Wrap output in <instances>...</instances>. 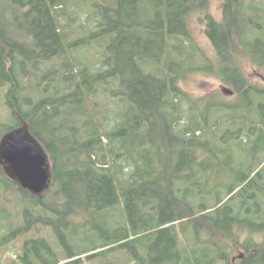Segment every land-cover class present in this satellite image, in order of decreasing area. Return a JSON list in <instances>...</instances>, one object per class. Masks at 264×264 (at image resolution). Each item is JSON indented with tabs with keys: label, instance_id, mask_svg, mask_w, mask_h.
Returning a JSON list of instances; mask_svg holds the SVG:
<instances>
[{
	"label": "trees",
	"instance_id": "1",
	"mask_svg": "<svg viewBox=\"0 0 264 264\" xmlns=\"http://www.w3.org/2000/svg\"><path fill=\"white\" fill-rule=\"evenodd\" d=\"M115 1L0 0V88L10 111L0 119V142L29 129L52 173L50 188L37 196L0 163V212L5 192L24 204L0 248L40 224L53 228L67 253L31 238L11 264L108 262L117 250L138 264H230L221 238L264 231V212L253 206L264 194L254 187L264 159L241 183L209 188L207 179L214 160L227 171L236 166L234 144L256 136L264 144V86L248 81L238 58L242 51L264 71V0H223L222 22L205 17L232 101L198 100L180 85L187 70L212 67V60L197 64L189 23L208 0ZM89 45L95 58L81 51ZM100 94L114 107L97 102ZM251 215L261 221L255 228ZM78 226L98 243L78 246ZM243 249L240 264H264V244L247 241Z\"/></svg>",
	"mask_w": 264,
	"mask_h": 264
},
{
	"label": "rangeland",
	"instance_id": "2",
	"mask_svg": "<svg viewBox=\"0 0 264 264\" xmlns=\"http://www.w3.org/2000/svg\"><path fill=\"white\" fill-rule=\"evenodd\" d=\"M104 1L107 4L109 3L113 4L116 2L115 0H104ZM222 7H223V0H208V5L206 8L207 10L193 14L189 20L191 34L194 37L195 46L199 47V54L196 56L197 64L198 65L204 64L206 61L212 60L211 63L212 71H210L211 68L208 69L199 68L197 70H187V73L180 80V85H182L183 89L187 93H189L192 97L198 100L202 96H208L213 94L217 95L220 100L232 101L235 99L234 92L233 93L228 92L226 89H229V86H227V84L223 83L221 80L220 73L217 69L218 68L217 52L215 46H213L211 40H209L208 35L206 34L205 17L208 14H211L212 16H214V18L217 21L222 22L223 14H224V10L222 9ZM86 13L87 12H85V14ZM85 14L83 15L87 16ZM92 23L90 26H92ZM72 29H74L75 31L81 30L80 25H75L72 27ZM82 30L84 29L82 28ZM70 32H71V36H74V32L72 31ZM95 47H96L95 45H89L84 47L81 51L88 53L89 54L88 57L92 59L93 57L95 58V54L93 52L94 51L93 49ZM238 58H240V65L244 70L246 77L248 78V81L260 86L262 85L264 86V71L262 69L257 68L252 63L251 58L247 57L244 52L241 51ZM6 89L7 88L5 87L0 88V119L6 118L10 112L7 105H5L6 104L5 98L7 92ZM97 102H100V104H103L104 106L109 105L108 108L114 107V101L105 94L102 95L100 94L97 97ZM118 106L116 107V111H124V108H122L120 105ZM201 110H206V109L205 107H203L201 108ZM242 112L244 111L242 110ZM107 115H111L113 117L112 113L111 114L108 113ZM260 142L261 141L258 140V137L256 136L254 137L251 143L247 144L246 142H244L243 144H240V146L237 144L233 145L234 147L232 149L233 150L232 156L235 158L234 165L236 166L231 168L232 172L230 170L227 171L225 168L222 167V165L218 164L217 160H214L216 169L214 170L215 172L210 174L207 179L208 187L214 188L218 183H224L225 187L234 183H241V178L243 177L242 175L248 174L250 171L249 168L253 166V164L256 163L259 160V158L264 159V150H263L264 144ZM221 157L222 156H219L217 159L221 160ZM255 169H256V174L257 172H260V174H258V176L255 178L256 182L254 184V187L255 189L258 190L261 189L262 193H264V165L262 166L257 165ZM224 189L219 188L215 193H211L209 195L215 197L218 192L220 194L224 192ZM0 192H3L2 187H0ZM244 194L247 195L246 193ZM3 195L6 196L7 199L9 200L3 203L5 204L3 208L4 211L0 212V243L3 241L2 236H5L7 234L10 235L14 230V228L18 226L17 224H19L22 221L21 215L23 213V207H24L23 206L24 204L21 203L20 196L18 194H11L5 192V194L3 193ZM202 196L204 197L205 194ZM242 197L243 195L240 196V198H237L236 200L232 201V204L234 205V210L239 209V204ZM253 206L256 207V209H258V206H260L259 209L263 210L264 212V194H261L257 202L256 201L254 202ZM5 210L9 211V216L7 217ZM248 219H250L251 222H253L254 228L255 226H258V224L261 223V221L257 219L256 216L254 217L253 215L248 216ZM75 221L77 223L80 222L79 220H74V222ZM108 224L112 225L113 223L109 221ZM34 228H35L34 230H29V231L26 230V235H24V237L20 236L19 238L10 241L7 244L2 245V248H0V264H11L13 261L17 260L18 257L23 252V245H24L23 243L25 242L24 240L31 238L44 237V239L46 238V240H48L51 243V245L55 247V250L58 252L59 255L67 253V249L62 245V243L58 239V236L56 235L52 227H47L39 224L36 227L34 225ZM77 231H78L77 239H80V241L77 242V244L80 247L93 246L96 243H98V241L100 240L99 238H93V237L86 238L88 236V234L86 233L87 230L81 229L80 226H78ZM240 232H237L233 235V237L236 238L234 241L230 242L227 239H222V238L220 239V242L226 245L225 246L226 248L222 246L221 251L226 252L227 254L226 257H228L230 264H240V260L242 258L241 256H243L245 250L243 249V245L245 242L250 241L254 245L256 243L264 244V231L262 232L255 231L256 233H252L248 229L246 230L243 229ZM200 235L201 234H199V236ZM108 237L109 235L107 234L105 239L107 240ZM202 237L204 240L206 239L207 241L209 240V238H207L208 237L207 233H204ZM202 248L206 249L207 247L206 245H204V247ZM108 262L107 261L102 262L99 259H94L90 261L87 260L85 264H138L130 261L129 257L122 250L114 251L113 254L111 255L110 261ZM217 264H227V260L222 259Z\"/></svg>",
	"mask_w": 264,
	"mask_h": 264
},
{
	"label": "water",
	"instance_id": "3",
	"mask_svg": "<svg viewBox=\"0 0 264 264\" xmlns=\"http://www.w3.org/2000/svg\"><path fill=\"white\" fill-rule=\"evenodd\" d=\"M0 163L12 179L34 195L44 194L51 186L50 157L27 128L15 129L3 136Z\"/></svg>",
	"mask_w": 264,
	"mask_h": 264
}]
</instances>
